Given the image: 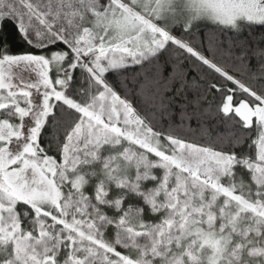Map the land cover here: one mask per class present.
<instances>
[{
  "label": "snow or ice",
  "instance_id": "1",
  "mask_svg": "<svg viewBox=\"0 0 264 264\" xmlns=\"http://www.w3.org/2000/svg\"><path fill=\"white\" fill-rule=\"evenodd\" d=\"M0 264H264V0H0Z\"/></svg>",
  "mask_w": 264,
  "mask_h": 264
},
{
  "label": "trees",
  "instance_id": "2",
  "mask_svg": "<svg viewBox=\"0 0 264 264\" xmlns=\"http://www.w3.org/2000/svg\"><path fill=\"white\" fill-rule=\"evenodd\" d=\"M226 35H231V33H228ZM226 35H219L218 38L221 40L226 39ZM178 112H179V109H177V113ZM173 121L175 123H179V116L178 115L174 116ZM207 126H208V134L213 138L217 137L218 135L226 137L230 133L235 132L237 130L236 127L232 124H228V123H224V122H218V121H207ZM191 127L195 130L194 135L196 137H199L201 134H200L199 127L197 126L195 121L192 122ZM189 140L191 142H198L201 144H207L208 143V141L205 139L195 140V139H193V137H189Z\"/></svg>",
  "mask_w": 264,
  "mask_h": 264
}]
</instances>
